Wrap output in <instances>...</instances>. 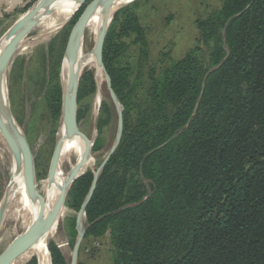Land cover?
Segmentation results:
<instances>
[{
	"label": "trees",
	"instance_id": "obj_1",
	"mask_svg": "<svg viewBox=\"0 0 264 264\" xmlns=\"http://www.w3.org/2000/svg\"><path fill=\"white\" fill-rule=\"evenodd\" d=\"M136 24L135 72L116 65L118 45L104 52L124 131L86 235L110 231L113 264H264V0H222L196 44L159 68ZM51 109L62 111L56 94ZM94 174L75 180L78 210ZM51 247L52 263L68 264Z\"/></svg>",
	"mask_w": 264,
	"mask_h": 264
},
{
	"label": "rangeland",
	"instance_id": "obj_2",
	"mask_svg": "<svg viewBox=\"0 0 264 264\" xmlns=\"http://www.w3.org/2000/svg\"><path fill=\"white\" fill-rule=\"evenodd\" d=\"M91 1L78 6L66 23L69 17L58 12L59 9L50 13L24 38L8 68L0 76L6 78L9 114L30 144L37 189L44 196L53 152L65 125L63 106L67 89L63 77L69 68L66 58L69 37ZM221 5L222 0H127L108 17L103 58L109 46L118 45L116 49L120 54L116 56V65L126 64L133 72L137 70L138 18L150 44L151 64L159 68L164 60L180 59L196 44L198 20ZM97 36L93 27L86 28L78 58L80 55L94 57ZM4 40L3 37L0 39V46ZM97 69L94 58L82 67L78 78L77 108L78 128L91 143L90 161L83 171L94 173L115 146L118 132V111L110 96L106 74ZM55 94L62 100V111L58 116L51 109ZM121 104L124 112V104ZM74 151L61 154L55 177L58 175L67 179L79 163L78 153ZM14 166V157L0 131V203L8 190ZM19 173H23V166ZM115 174L111 181L114 185L118 182L117 178L125 174V168H118ZM74 197L75 181L68 188L57 227L49 236L48 258L42 259L38 250L31 246L18 255L15 264H53L51 245L59 248L68 264L71 263L73 248L79 237V210L73 206ZM31 215L32 210L23 204L21 192L12 194L0 232V254L28 227ZM84 227L87 228L85 218ZM109 232L105 230L85 235L77 264H113Z\"/></svg>",
	"mask_w": 264,
	"mask_h": 264
},
{
	"label": "water",
	"instance_id": "obj_3",
	"mask_svg": "<svg viewBox=\"0 0 264 264\" xmlns=\"http://www.w3.org/2000/svg\"><path fill=\"white\" fill-rule=\"evenodd\" d=\"M58 1L59 0H39L5 34L3 39H6L8 42L6 43V46L4 47L3 51L0 53V76L8 68L14 54L16 53L18 47L22 44L24 38L31 31H33L42 21H44V19H46V17L50 13L56 10V5ZM86 1L87 0H81V3L83 4ZM117 1L118 0H92L86 6L82 15L78 19L77 23L72 28L69 37L68 48H67V53L70 56L69 86L66 92L64 106H63L66 132L68 135H72L78 132L79 130L78 119H77L78 78L82 71V67L74 65L75 51L82 43V36L86 28L88 27L89 20L92 17V14L96 10V8L100 5V3L103 2L104 8L106 9V12L109 14L108 17H110L111 9ZM72 15L65 21V23L69 21ZM107 28H108V18L103 22L102 28L97 36L94 53L98 64L102 67L103 71L106 74L110 96L118 111V132H117L115 146L109 152V154L103 161L102 165L100 166L99 170L95 172L90 191L87 194L84 202L82 203L78 211L77 225L79 230V237L73 248L70 264H77L78 262V256L80 253L81 244L87 231V228L84 227L86 208L95 192L99 180V176L102 170L105 168L106 164L108 163L110 157L114 153L117 145L120 143L124 131L123 107L115 90L112 87V81L110 75L103 61V50H104ZM11 122L12 123H6L2 119V116L0 115V131L3 134L14 157L16 164L15 171L16 172L19 171L20 168H22L23 166V173L26 179V186L28 189V193L30 196H38L41 205L36 219L33 220L28 225V227L20 235H18L11 242V244L0 254V264H15L18 255L34 245L36 236L38 234L50 232L54 223L56 221L58 223L68 188L70 187L73 181H75L77 178H79L81 175L85 173L84 171H80V168L84 163V161L79 162L76 165V167L73 169V171L69 174L66 183L64 184L61 190L60 196L53 206L52 212L42 219L45 210V201L42 195L39 194L37 189L32 150L26 136L21 132V130L17 127V125L14 124L12 119ZM85 139L87 143L85 156H88L91 150V143L87 138ZM63 143H64V139L58 140L55 150L53 152V156L49 168V174H48V180L50 181H52L55 178L57 170L59 168ZM16 172H14L8 190L6 192V195L4 196L3 201L0 203V232L2 229L7 206L10 200Z\"/></svg>",
	"mask_w": 264,
	"mask_h": 264
},
{
	"label": "bare ground",
	"instance_id": "obj_4",
	"mask_svg": "<svg viewBox=\"0 0 264 264\" xmlns=\"http://www.w3.org/2000/svg\"><path fill=\"white\" fill-rule=\"evenodd\" d=\"M125 1L127 0H118L115 3V5L112 7L110 15L113 12V10L120 7ZM81 5H82L81 0H59L56 5V10L59 9L58 12L61 11L65 15V17L68 18L76 11L78 6L80 7ZM108 16L109 14L106 12V9L104 8V4L102 2L92 14V17L89 20L88 26L93 27L96 33L99 34L102 28L103 22L108 18ZM7 42L8 41L6 39L2 42L0 46V53L3 51ZM81 45L82 43L75 51L74 65L84 67L85 64L88 63L89 60L92 61L93 58L95 59V61H97L95 55L94 57H91V58L80 55L78 58V53H79ZM66 58H67L68 65L70 68V59H69L70 56L68 55V53H66ZM69 68H67L66 74L63 77L64 86L67 90L69 86ZM97 68H98L97 69L98 72L103 71L102 67L98 64V62H97ZM0 115L2 116V119L6 123H12L9 110H8V95H7V90H6V78L4 76L0 77ZM59 138L64 139L61 154H65L71 151L73 152L75 150L78 153V162L84 161V163L82 164L80 168V171H83V169L86 168V167L84 168V166L88 164L90 161L89 155L85 156L87 143H86L84 133L78 130V132L72 135H68L66 132V126L63 125ZM15 170H16V164L14 166L13 174L14 172H16ZM17 172L15 175V180H14V185L12 188L11 195L18 191L21 192L23 204L32 210L31 221H30L31 223L33 220L36 219L39 213L41 202L38 196L29 195L28 189L26 186V179H25L24 173L17 174ZM66 180L67 179H62L58 177V175L52 181L48 180L47 187H46V196L40 193L41 190L40 192L38 190L39 194L42 195L45 201V210H44V215L42 219L52 212L53 206L58 200L61 190L64 184L66 183ZM56 227H57V221L54 223L49 233H41L36 236V240H35L33 247H35L38 250L39 255L44 260L48 258V254H49V249H48L49 236L56 229Z\"/></svg>",
	"mask_w": 264,
	"mask_h": 264
},
{
	"label": "crops",
	"instance_id": "obj_5",
	"mask_svg": "<svg viewBox=\"0 0 264 264\" xmlns=\"http://www.w3.org/2000/svg\"><path fill=\"white\" fill-rule=\"evenodd\" d=\"M39 0H0V39Z\"/></svg>",
	"mask_w": 264,
	"mask_h": 264
}]
</instances>
